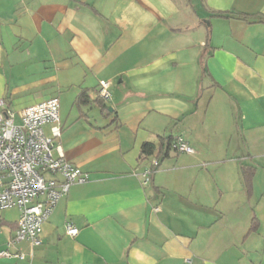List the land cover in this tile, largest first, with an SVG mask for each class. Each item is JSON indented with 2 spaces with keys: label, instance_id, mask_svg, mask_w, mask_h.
I'll use <instances>...</instances> for the list:
<instances>
[{
  "label": "crops",
  "instance_id": "crops-1",
  "mask_svg": "<svg viewBox=\"0 0 264 264\" xmlns=\"http://www.w3.org/2000/svg\"><path fill=\"white\" fill-rule=\"evenodd\" d=\"M55 95L57 142L89 179L38 245L0 209V251L26 254L0 264H264V0H0V96L19 121ZM179 135L195 151L162 152L144 184Z\"/></svg>",
  "mask_w": 264,
  "mask_h": 264
},
{
  "label": "built area",
  "instance_id": "built-area-1",
  "mask_svg": "<svg viewBox=\"0 0 264 264\" xmlns=\"http://www.w3.org/2000/svg\"><path fill=\"white\" fill-rule=\"evenodd\" d=\"M99 93L104 100L112 97L108 80H99ZM18 116L19 121L0 96V209L17 206L20 214L14 241L38 245L43 225L57 202L74 183L87 181L89 172L66 159L57 142L62 131L59 96L28 105ZM47 123L51 124V136L44 129ZM172 147L179 152L195 151L182 135L175 137ZM54 148L59 150L58 156L53 154ZM157 164L155 158L140 172L144 184L151 183ZM66 226L69 234L78 232L73 222L68 221ZM0 255L26 257L23 251L9 249L1 250Z\"/></svg>",
  "mask_w": 264,
  "mask_h": 264
},
{
  "label": "trees",
  "instance_id": "trees-1",
  "mask_svg": "<svg viewBox=\"0 0 264 264\" xmlns=\"http://www.w3.org/2000/svg\"><path fill=\"white\" fill-rule=\"evenodd\" d=\"M222 14H225V15H237L239 17H245V18H248V15L246 14H242V13H235V12H231L230 14H226V13H222ZM87 98V94L85 92L81 93L80 94V100H86ZM102 98V97H101ZM104 100V99H103ZM175 140V137H169L167 139L166 142L162 141L160 146H159V149L157 150V144L155 142H152V141H145L143 144H142V155L145 156V157H149L151 156L152 154H154L157 150V156H156V159L158 160L159 162V157L162 156V152H163V155H167L169 150L172 149V144ZM157 166V165H156ZM155 166V167H156ZM248 175V174H247ZM249 177V176H248ZM254 226H255V223H254Z\"/></svg>",
  "mask_w": 264,
  "mask_h": 264
},
{
  "label": "water",
  "instance_id": "water-1",
  "mask_svg": "<svg viewBox=\"0 0 264 264\" xmlns=\"http://www.w3.org/2000/svg\"><path fill=\"white\" fill-rule=\"evenodd\" d=\"M110 109H112V108L110 107Z\"/></svg>",
  "mask_w": 264,
  "mask_h": 264
}]
</instances>
